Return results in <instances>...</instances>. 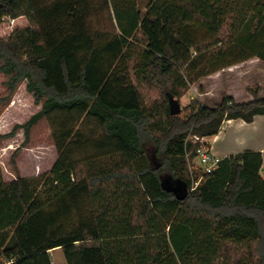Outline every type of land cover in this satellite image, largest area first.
I'll return each mask as SVG.
<instances>
[{
    "label": "trees",
    "instance_id": "16d2710c",
    "mask_svg": "<svg viewBox=\"0 0 264 264\" xmlns=\"http://www.w3.org/2000/svg\"><path fill=\"white\" fill-rule=\"evenodd\" d=\"M145 8L136 0H0V25L10 24L0 26L5 99L24 81L40 104L2 136L22 128L25 146L31 127L52 119L59 155L47 174L5 180L0 168V232H12L3 247L0 237V256L11 264H53L55 248L64 264H229L218 260L223 241L248 251L249 262L231 264H264L261 151L222 158L194 189L185 160L198 145L188 133L252 122L264 115V95H225L216 107L194 100L185 121L168 110V94L180 97L191 82L252 57L264 62L256 37L264 0H149ZM129 70L161 87L165 122L143 105ZM89 121L103 131L96 139L83 130ZM90 142L100 155L70 159Z\"/></svg>",
    "mask_w": 264,
    "mask_h": 264
},
{
    "label": "rangeland",
    "instance_id": "374dc122",
    "mask_svg": "<svg viewBox=\"0 0 264 264\" xmlns=\"http://www.w3.org/2000/svg\"><path fill=\"white\" fill-rule=\"evenodd\" d=\"M140 1L139 6L142 8L143 4L145 5V0ZM99 21L104 24L105 27L111 28L106 13H103V15L99 17ZM8 24L9 22L5 21L0 26L6 31V29H9ZM116 30L118 31V29ZM250 33L251 30L248 28L240 31V34H242L243 37L248 36ZM256 37L258 38V43H260L261 40L259 38L264 39V33L260 37H258V35H256ZM257 63H260V65L262 64L261 62ZM257 63L248 64L244 68L247 69L244 72V81L254 83L260 78V76L263 77V79L261 78V81H264V66L262 64V68H256ZM238 70L239 69L237 68H232L230 70L226 69V71H228V75L230 76H227L228 78L225 76L227 74H223L224 79L219 76L220 74L217 76H210L209 74L191 82L188 85L187 90H185L180 97H175L180 104V113L178 115L181 120H187L192 114L193 108H196L197 104L194 100H197L209 107H216L223 96L230 95L226 93L224 86H230L232 93L238 97L239 101L243 99L240 97L243 93V89L240 86V79L237 78L236 75L232 76V74ZM4 79L5 77L3 73L0 72V168L2 176L5 180H10L16 176L29 177L37 174H47L56 159L59 157L52 139L53 129L56 128L53 124L54 120L42 118L34 124L30 129L29 142L25 146H20L24 139L22 128L17 129L12 137L2 136L3 134L8 133L14 124L25 122L40 108V104H36L34 102L33 95L26 90L24 81L18 85L16 91L9 100L5 99L6 85L4 84ZM126 80L137 86L143 105L146 108L153 107L155 119L165 122L163 112L165 101L161 87L155 83L148 84L143 83L141 79L137 80L133 71L130 70ZM252 87L255 88L256 86ZM235 102L237 101L235 100ZM83 130H85L87 135H90L91 139H96V137L102 135L103 133L101 128L94 125L92 121L87 122L83 126ZM192 134L193 133L191 132L188 133V141L189 139L192 140ZM214 136H207L205 141L211 151V145H215L221 153L234 151L238 152V150L248 148L264 147V116H257L253 122H244V124H240L237 120H225L215 138ZM84 153H90L96 156L101 154L99 150L92 148L90 142L88 146H83L74 150L70 155V159H77ZM12 156L13 162L11 161ZM185 160L190 178L199 176L201 173L199 168L201 167L199 166L198 158L194 155L192 148L187 152ZM261 171L264 173V170ZM11 236V230H8L6 233L0 232V237L3 240L1 247L5 244L11 243ZM49 253L53 264H63L65 262L61 249H52ZM247 253L248 251L244 244L240 245L232 241H223L220 244L218 260L229 264L240 261L249 262ZM3 261L6 260L0 256V262Z\"/></svg>",
    "mask_w": 264,
    "mask_h": 264
},
{
    "label": "crops",
    "instance_id": "0c3cea01",
    "mask_svg": "<svg viewBox=\"0 0 264 264\" xmlns=\"http://www.w3.org/2000/svg\"><path fill=\"white\" fill-rule=\"evenodd\" d=\"M140 0H136V4H137V7H138V9L141 11V12H144L145 11V7L147 6V4H148V2H149V0H145V5L143 4V7L141 8L139 5H140ZM257 62H261L262 64H263V66H264V62L263 61H261L259 58H257V57H254V58H250L249 60H244V61H241V62H238V63H236V64H234V65H231L230 67H227V68H223V69H220V70H218V71H216V72H214V73H212V74H210V76H217L218 74H220L219 76L222 78V79H224V76H223V74L225 75V74H227V75H225L226 77L227 76H229L228 75V71H226V69H232V68H237V69H239L238 71H235L233 74H232V76L233 75H236V77L237 78H239L240 79V86L242 87V89H243V93H242V95H240V97H242L243 99H241L240 101L238 100V97H236L233 93H232V91H231V88H230V86H228V87H225L224 86V90L226 91V93H228V94H230L233 98H235V100L237 101V102H243V101H247V100H250V99H252L253 98V93L254 94H257L258 96H263L264 95V90H263V85H264V81L262 80L261 81V78L263 79V77L262 76H260V78L256 81V82H254V83H252V82H250V81H244V72H245V70H247V69H244L248 64H251V63H257ZM261 64V65H262ZM261 65H260V63H257V66H256V68H262L261 67ZM224 72V73H223ZM226 72V73H225ZM233 72V71H232ZM236 72H239V73H236ZM231 76V77H232ZM230 77V76H229ZM228 78V77H227ZM221 84V83H220ZM252 86H256L255 88L254 87H252ZM227 88H230V89H227ZM257 116H264V115H256L255 117H254V120L257 118ZM229 120H233V121H239L240 122V124L242 123V124H244V121L243 120H241V119H229ZM253 120V121H254ZM252 121V122H253ZM245 123H247V122H245ZM251 123V122H250ZM239 125V124H238ZM218 134V133H217ZM216 134V135H217ZM215 135V136H216ZM215 136H214V138H215ZM212 146V151L214 152V154H216V156H218V157H220L221 159L222 158H224V157H227L228 155H231V154H235V153H237V151H234V152H222L221 153V151L220 150H218V148L214 145H211ZM244 150H252V151H261V154H262V157H263V167H262V169L261 170H264V147H260V148H248V149H243V150H238V152H240V151H244ZM262 175H264V173H262ZM57 249H60V248H57ZM53 250H56V248L55 249H53ZM51 251V250H50ZM49 251V252H50ZM65 263V262H64ZM63 263V264H64Z\"/></svg>",
    "mask_w": 264,
    "mask_h": 264
},
{
    "label": "built area",
    "instance_id": "2783aa9c",
    "mask_svg": "<svg viewBox=\"0 0 264 264\" xmlns=\"http://www.w3.org/2000/svg\"><path fill=\"white\" fill-rule=\"evenodd\" d=\"M207 136L199 137L197 135H193L192 140L194 142H198V145L194 147V155L198 158L200 175L196 176L192 179L191 189H194L200 181H202L203 177L209 173H212L218 166L221 158L216 156L214 152L211 151L210 147L205 143ZM0 264H11V261H3Z\"/></svg>",
    "mask_w": 264,
    "mask_h": 264
},
{
    "label": "water",
    "instance_id": "95a60500",
    "mask_svg": "<svg viewBox=\"0 0 264 264\" xmlns=\"http://www.w3.org/2000/svg\"><path fill=\"white\" fill-rule=\"evenodd\" d=\"M168 110L171 115H177L180 113L179 101L171 94H168Z\"/></svg>",
    "mask_w": 264,
    "mask_h": 264
}]
</instances>
